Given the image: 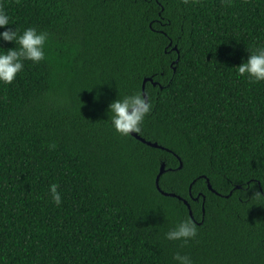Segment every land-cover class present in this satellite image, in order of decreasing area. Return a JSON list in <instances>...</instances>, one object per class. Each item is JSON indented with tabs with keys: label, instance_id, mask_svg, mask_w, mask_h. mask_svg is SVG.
I'll list each match as a JSON object with an SVG mask.
<instances>
[{
	"label": "trees",
	"instance_id": "trees-1",
	"mask_svg": "<svg viewBox=\"0 0 264 264\" xmlns=\"http://www.w3.org/2000/svg\"><path fill=\"white\" fill-rule=\"evenodd\" d=\"M0 8L6 27L49 34L44 59L0 83V264H264V80L236 71L264 47V0ZM143 91L135 132L163 147L109 121ZM185 218L196 235L167 239Z\"/></svg>",
	"mask_w": 264,
	"mask_h": 264
},
{
	"label": "clouds",
	"instance_id": "clouds-1",
	"mask_svg": "<svg viewBox=\"0 0 264 264\" xmlns=\"http://www.w3.org/2000/svg\"><path fill=\"white\" fill-rule=\"evenodd\" d=\"M10 24L9 15L0 8V40L11 41L15 46L4 49L0 47V83L9 84L23 69V62L30 60L37 63L44 59V46L48 39V32L38 31L29 26L18 31L15 27H6ZM239 75L247 76L253 81L264 80V47H259L248 54L245 60L236 65ZM109 121L112 128L121 135L139 129V125L145 115L150 111L151 104L141 94L125 95L120 99H113L108 104ZM58 185L51 183L48 191L51 200L59 205L61 194L57 190ZM197 226L191 219H181L174 227L165 233L169 240H181L186 243L196 235ZM177 264H193L187 254L175 253L173 256Z\"/></svg>",
	"mask_w": 264,
	"mask_h": 264
},
{
	"label": "water",
	"instance_id": "water-1",
	"mask_svg": "<svg viewBox=\"0 0 264 264\" xmlns=\"http://www.w3.org/2000/svg\"><path fill=\"white\" fill-rule=\"evenodd\" d=\"M147 78H145L144 79V81L146 80ZM143 88H144V84H143ZM143 96H144V98L147 100V95H146V93L143 91ZM133 135H135L137 138H139V139H141V140H143V141H145V142H147L148 144H151V145H153V146H157V147H163V146H161V145H159L157 142H152V141H149V140H146L145 138H143V137H141L137 132H135V131H130ZM181 164H182V162H181ZM181 166V165H180ZM165 170V164H164V162L161 164V166H160V170H159V173H158V175H157V177H156V184H157V186H158V188L160 189V187H159V184H158V180H159V176H160V174L163 172ZM207 179V182H208V186H209V188L211 189V190H213V191H215L216 192V190L212 187V185H211V183H210V181H209V179L208 178H206ZM163 193H165V194H171V195H176L175 193H172V192H166V191H164V190H161ZM179 198H182L181 196H179V195H177ZM184 200V202L188 205V207L190 208V204H189V202L186 200V199H183ZM190 214L192 215V211H191V208H190Z\"/></svg>",
	"mask_w": 264,
	"mask_h": 264
}]
</instances>
